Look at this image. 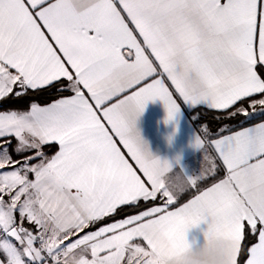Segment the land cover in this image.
<instances>
[{"label": "snow or ice", "instance_id": "obj_1", "mask_svg": "<svg viewBox=\"0 0 264 264\" xmlns=\"http://www.w3.org/2000/svg\"><path fill=\"white\" fill-rule=\"evenodd\" d=\"M177 94L195 110L262 118L211 141L218 182L215 157L188 174L140 138L147 103L173 121ZM10 100L31 102L0 111V264H173L186 251L200 264H264V0H0ZM123 206L139 210L117 219ZM202 222L193 248L186 234Z\"/></svg>", "mask_w": 264, "mask_h": 264}, {"label": "crops", "instance_id": "obj_2", "mask_svg": "<svg viewBox=\"0 0 264 264\" xmlns=\"http://www.w3.org/2000/svg\"><path fill=\"white\" fill-rule=\"evenodd\" d=\"M168 83L170 85V82ZM178 103L182 104V100L179 98ZM192 109L193 107L190 105L182 104L177 118L173 121L166 122V110L163 102L159 99L149 101L145 110L136 121V128L139 132L141 140L147 145L148 151L152 156L158 157L162 160L167 159L169 161H175V159L179 157V165H176V167L178 169L183 168V170L188 174L198 173L201 169L210 167L208 161L204 159L205 156L215 157V163L217 165V177L215 182H218L219 179L224 178L226 171L223 168L219 157L215 153V149L212 147L211 142L208 144L203 139L204 147L201 151L192 146L194 135L199 134L188 115V112ZM240 129L241 128L234 131H238ZM231 132L224 133L222 135H228ZM220 136L215 137L214 139H217ZM120 147L122 152L125 153L126 158L129 160V163L137 169L139 174L138 166L127 154V149L123 148L122 145H120ZM56 150L58 149L56 148ZM192 194L187 199H190ZM187 199L184 202H186ZM206 230L207 223L202 222L199 226L188 231L186 239L193 246V248L202 247L204 245L205 238L203 233ZM132 243H140L142 246L146 247V244L140 240L133 241ZM123 264H127V254Z\"/></svg>", "mask_w": 264, "mask_h": 264}, {"label": "trees", "instance_id": "obj_3", "mask_svg": "<svg viewBox=\"0 0 264 264\" xmlns=\"http://www.w3.org/2000/svg\"><path fill=\"white\" fill-rule=\"evenodd\" d=\"M256 98H259L257 96ZM44 99V98H41ZM248 100L252 98H247ZM30 100L28 101H14L10 100L8 102H0V111L12 109V110H27L30 105ZM40 102V101H37ZM235 107V106H234ZM234 109H229L227 111H215L210 110L205 107H199L197 110L192 109L188 112L189 118L192 124L195 126L201 137L205 140L206 143H210L212 139L218 137L224 133H228L234 131L236 129L241 128L242 126H249L252 123H257L261 121V117H257L255 120H251L242 114H237L236 116H229L228 112L233 111ZM195 117V118H194ZM207 128V133L203 132L204 128ZM223 129V131H221ZM56 147L53 148H45V151L49 154L54 153ZM217 175L215 174L214 180ZM213 180H209L208 184ZM194 191V190H193ZM192 192L186 193L180 197V202H184ZM134 206H123L120 211L119 216L116 218H123L125 215L132 214L138 211Z\"/></svg>", "mask_w": 264, "mask_h": 264}, {"label": "clouds", "instance_id": "obj_4", "mask_svg": "<svg viewBox=\"0 0 264 264\" xmlns=\"http://www.w3.org/2000/svg\"><path fill=\"white\" fill-rule=\"evenodd\" d=\"M159 180L160 177L158 173H154ZM166 186L173 192L179 191L178 183L176 181L169 180L165 178ZM173 264H200L199 257L196 256L192 251H186L180 255H178Z\"/></svg>", "mask_w": 264, "mask_h": 264}, {"label": "rangeland", "instance_id": "obj_5", "mask_svg": "<svg viewBox=\"0 0 264 264\" xmlns=\"http://www.w3.org/2000/svg\"><path fill=\"white\" fill-rule=\"evenodd\" d=\"M258 107V109H259V106H257Z\"/></svg>", "mask_w": 264, "mask_h": 264}]
</instances>
